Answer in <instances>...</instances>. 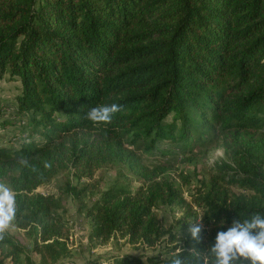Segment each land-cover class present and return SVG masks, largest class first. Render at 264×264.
Returning a JSON list of instances; mask_svg holds the SVG:
<instances>
[{"label":"trees","instance_id":"16d2710c","mask_svg":"<svg viewBox=\"0 0 264 264\" xmlns=\"http://www.w3.org/2000/svg\"><path fill=\"white\" fill-rule=\"evenodd\" d=\"M5 74L20 83L28 132L17 147L0 145V183L30 244L0 228V264L69 254L70 192L91 240L152 246L167 233L168 257L115 256L119 264H241L262 248L264 0H0ZM159 140L182 142L191 159L224 146L230 159L206 174L194 162L193 184L168 161L143 160ZM100 167L115 171L105 188ZM60 172L57 193L35 190ZM160 204L180 211L179 230L163 228Z\"/></svg>","mask_w":264,"mask_h":264},{"label":"rangeland","instance_id":"374dc122","mask_svg":"<svg viewBox=\"0 0 264 264\" xmlns=\"http://www.w3.org/2000/svg\"><path fill=\"white\" fill-rule=\"evenodd\" d=\"M19 84L18 80L9 78L7 74L0 76V102L3 105L0 113V145L17 147L28 132L26 118L21 113H18L16 109L15 94L19 91ZM171 119L172 113H169L166 116V120L170 121ZM34 137L39 138V135L34 134ZM182 144L179 141L159 140L155 148L149 152H143V160L146 163H152L157 160L168 161L177 171L189 172L192 175L191 182L194 184L196 182L193 168L194 162L199 168L197 170L200 172L199 174H206L207 169L215 167L222 158L230 159L227 154L229 151L224 146H212L203 158L191 159L189 158L191 152L182 148ZM114 172V169L100 167L95 170L94 177L101 179V188H105L113 180ZM83 179L84 177H81L80 180ZM65 181L66 174L60 172L49 181L38 185L35 190L43 193H57ZM77 181V178H73V183ZM135 184L133 182V186ZM191 191L190 184L183 185V192L186 197L189 198ZM12 193V189L6 183H0V228L11 233L28 248L30 236L16 227L11 216L5 211L9 206ZM98 196L99 191L96 190L86 194L83 200L86 205H90ZM64 206L65 217L69 226L68 245L70 252L67 256L58 259L54 264H119L114 261L115 256H139L146 260L148 255L159 254V258H166L170 254V252H167V248L171 246V243L166 241L167 233L152 246L130 243L119 234L113 235L105 242L91 240L89 234L92 223L89 217L85 215L83 207L82 209L78 208L74 192H70L67 195L64 200ZM156 212L163 228L166 230H179L175 219L180 215V211L176 207L160 204L157 206ZM176 238L180 237L177 236ZM263 246L255 254L247 251L245 253V261L241 264H264ZM32 257L37 264H42L37 255L33 254Z\"/></svg>","mask_w":264,"mask_h":264}]
</instances>
